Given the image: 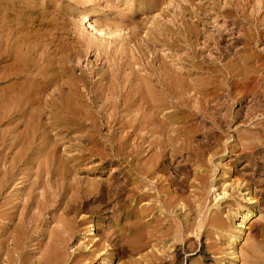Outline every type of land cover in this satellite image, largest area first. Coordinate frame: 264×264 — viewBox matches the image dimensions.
Returning a JSON list of instances; mask_svg holds the SVG:
<instances>
[{
	"label": "rangeland",
	"instance_id": "obj_1",
	"mask_svg": "<svg viewBox=\"0 0 264 264\" xmlns=\"http://www.w3.org/2000/svg\"><path fill=\"white\" fill-rule=\"evenodd\" d=\"M211 1L225 8L230 2L235 6L238 0H170L169 14L138 9L134 0H19L5 9L4 23L16 31L22 51L29 48L25 62L38 69L36 74L30 73L35 78V86L29 83L26 86L35 89L45 83L49 89L45 95L57 98L63 85L65 98L77 108L72 116L74 123L81 124L49 129L44 135L47 143L36 141L32 146H25L26 161L31 164H24L14 171L17 180H10L6 194L0 197V264H264V101L263 106L258 107V98L246 96L232 107V111L239 113V121L229 124L228 119L222 120V131L230 126L229 141L235 139L236 130L242 136L257 133L255 128L262 130L260 146L263 149L259 155L245 156L240 147L241 150L221 162L222 169L214 177V181L219 179L217 194L221 192L217 189L221 185L220 176L230 167L235 169L232 181L240 179L244 173L252 184L257 205L244 208L254 214L246 229L242 232L235 230L237 217L228 218V209L225 208L228 203L224 200L219 203L224 209L219 218L227 223V229L196 226L192 234L170 235L164 240L149 239V233L144 231L139 235L136 251L130 246L127 229L126 206L129 202L126 194L118 188H124L129 177L122 118L119 114L110 116V110L101 113L102 118L96 113L98 107L90 109L86 105L94 91L93 84L102 78L105 81L98 85L111 82L108 98L113 100L116 85L124 79L133 80L130 68H138V65L144 75L145 65L155 57V66L164 60L177 70L188 68L186 61L191 50L183 45L175 48L156 47L152 43L149 48L145 44L135 46L139 38L147 39V31L158 33L149 23L152 17L160 27L169 26L177 31L180 22L174 18L180 12V6L191 10L192 6L205 4L209 10L207 26L200 25L201 30L214 34L217 28H227L233 31L234 37L239 36L241 29L232 22L236 18H227L212 9ZM146 11L149 13L145 14ZM88 12L92 13L90 19L94 25H99L110 35H102L88 27L84 18ZM251 12L252 9H248V13ZM183 16L189 24L196 20L189 11ZM263 48L264 45L260 46ZM236 49L233 41H229L212 45L206 55L233 56ZM70 82L74 84L71 89L66 85ZM32 94H35L33 89ZM192 97L197 101L198 96ZM99 101L98 106L102 107L106 99L102 97ZM230 104L232 102L226 101L223 105L222 101L217 105L210 99V112L223 115ZM89 120L95 121L99 132L89 127ZM204 121L199 117L192 123L203 132H217L212 123ZM36 129L35 120L27 126L24 118L13 125L4 123L0 126V161L13 158L21 161L22 145L15 137L22 140L36 138L39 135ZM99 134L114 141L105 142ZM235 141L234 146L249 142L242 137ZM171 155L167 148L163 153L165 168L159 169L158 176L170 194L183 199L190 193L183 192L176 182V171L187 158H172ZM48 161L54 163L52 175L46 171ZM19 190L31 192L32 202L23 218L19 213L12 217L2 198L9 196V202H12L14 191ZM213 195L211 193L206 202L212 210L218 206ZM179 208L170 215L172 221L168 214L165 216L159 210L148 217L152 230H157L154 232L156 236L170 226L182 230L186 218H194L191 209ZM157 219L161 222H155ZM229 235L239 239L230 242ZM176 248L180 249L177 254Z\"/></svg>",
	"mask_w": 264,
	"mask_h": 264
},
{
	"label": "bare ground",
	"instance_id": "obj_2",
	"mask_svg": "<svg viewBox=\"0 0 264 264\" xmlns=\"http://www.w3.org/2000/svg\"><path fill=\"white\" fill-rule=\"evenodd\" d=\"M17 1L19 0H0V126L4 123L13 125L21 118L25 119L28 126L35 120L39 135L36 138L24 140L19 136L15 137L16 142L22 145L21 161L14 158L1 159L0 197L4 196L9 181L17 180L18 175L15 176L14 171H18L24 164L26 166L31 164L30 161H26L25 146H32L36 141L47 143L48 140L44 135L49 129L81 124L74 123L75 118L72 116L77 108L65 98L62 93L63 85L59 88L57 98L45 95L49 90L45 83L41 88L35 87V89L33 86L31 88L30 85L26 86L28 83L35 86V78L30 73L36 74L38 69L25 62L29 48L22 51L16 31L8 27L3 18L5 9ZM134 1H137L138 9L146 8L148 11L169 14L170 0ZM211 4L212 9L221 12L225 17L236 18L232 19V22L238 28L240 27L239 36L234 37L233 31L227 28H217L214 34H207L206 31L201 30L200 25L207 26L206 18L209 12L207 5L192 6L191 10L180 6V12L174 18L180 22L177 31L169 26L160 27L152 17L149 23L157 29L158 33L147 31V39L139 38L135 46L138 48L140 44H145L149 48L152 43L156 47L175 48L183 45L187 50H191L186 61L187 69L177 70L167 65L164 60L155 66L154 63L157 60L155 57L147 65L144 64V75L141 74L142 67L137 65L138 68H130L133 80L124 79L116 85L115 92L112 94L113 100L108 98L112 83L105 82L98 85L103 83L105 78L93 84L92 96L88 91L90 97L86 105L90 109L98 107L96 111L98 115L108 110L111 111L110 116L119 114L126 130L123 141L128 150L126 167L129 177L124 188L120 186L118 188L120 192L126 194L129 202L126 206L127 229L130 246L135 251L139 235L144 231L149 233V239L164 240L170 235L175 237L176 234L178 236L182 233L192 234L196 226L204 228L207 225L211 228L227 229V223L219 218L224 210L220 204L224 202L228 203L225 207L228 209V218L237 217V222L234 224L238 232L246 229L247 224L254 217L252 210L244 209L245 206L257 205L251 189L252 184L248 182L247 176L241 173L240 179L232 181L235 169L228 168L220 176L221 185L217 189L221 192L218 194L215 190L219 179L214 181V177L218 170L222 169L221 162L241 150L240 147L244 150H242L243 155L251 157L259 155L263 149L260 146V140L263 138L261 128H255L257 133L253 135L243 136L236 130L239 135L235 132V139L229 141L230 126L222 131V120L228 119L229 124L237 123L240 115L232 111V107L234 104L241 103L246 96L258 98V107L263 106L264 48L260 49V46L264 45V0H238L235 6L230 2L225 8H221L214 1H211ZM250 8L252 12L248 13ZM148 11L145 14H148ZM186 11H189L196 19L195 22L189 24L185 20L183 13ZM91 16L90 12L84 16L88 27L102 35H110L99 25L95 26L90 19ZM131 33L135 35V32ZM229 41H233V45L237 48L233 56L230 54H222L218 57L206 55L212 45L218 46ZM139 52L143 56L142 51L139 50ZM66 85L69 89L74 86L71 82ZM32 89L35 94H32ZM192 96H198L197 101H193ZM102 97L106 101L102 107H99L98 103ZM210 99L215 100L217 105H220L222 101L223 105L226 101L232 104L229 105L225 114L220 115L216 111L210 112L212 110ZM199 117L205 120L204 122L212 123L217 132H203V129L194 125L193 120ZM95 124V121L89 120V127L99 132ZM98 136L105 142L114 141L107 135L99 134ZM241 137L249 142L234 146L233 143L237 142L235 140ZM94 139L95 137L90 141L94 142ZM196 139H199V142L194 144ZM167 148L172 158L177 156L187 158L186 163L176 171V182L180 184L183 192L189 191L191 199L189 196L180 199L170 194L160 182L158 172L160 168H165L163 153ZM53 170L54 163L48 161L47 174L52 175ZM190 178L191 183H189ZM211 193L214 194L213 200L218 202L214 210L206 204ZM14 196L15 199L12 202H9V196L2 198L6 203L5 206L11 210L12 217L19 213L18 215L23 218L32 202L31 192L14 191ZM178 207L180 210L191 209L194 218H186L182 224V230L178 226H170L167 231L156 236L154 232L157 230H152V223L148 217L159 210L165 216L168 214V219L172 221L170 215ZM212 212L214 215L211 214ZM155 222H161V219ZM238 239L239 237L229 235L230 242L235 243ZM175 251L177 254L180 249L176 248Z\"/></svg>",
	"mask_w": 264,
	"mask_h": 264
}]
</instances>
